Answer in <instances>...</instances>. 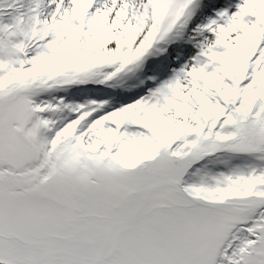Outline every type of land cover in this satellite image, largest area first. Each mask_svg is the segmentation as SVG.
I'll use <instances>...</instances> for the list:
<instances>
[{
    "label": "snow or ice",
    "instance_id": "6c2138e0",
    "mask_svg": "<svg viewBox=\"0 0 264 264\" xmlns=\"http://www.w3.org/2000/svg\"><path fill=\"white\" fill-rule=\"evenodd\" d=\"M0 264H264V0H0Z\"/></svg>",
    "mask_w": 264,
    "mask_h": 264
},
{
    "label": "trees",
    "instance_id": "16d2710c",
    "mask_svg": "<svg viewBox=\"0 0 264 264\" xmlns=\"http://www.w3.org/2000/svg\"><path fill=\"white\" fill-rule=\"evenodd\" d=\"M61 95H65V99L68 101H76V102H82L84 99H90V98H100L105 97L97 96V95H91L86 91H81L79 88H73L70 87L66 93H58Z\"/></svg>",
    "mask_w": 264,
    "mask_h": 264
},
{
    "label": "rangeland",
    "instance_id": "374dc122",
    "mask_svg": "<svg viewBox=\"0 0 264 264\" xmlns=\"http://www.w3.org/2000/svg\"><path fill=\"white\" fill-rule=\"evenodd\" d=\"M99 88H102V87H101V85H100V87H99Z\"/></svg>",
    "mask_w": 264,
    "mask_h": 264
},
{
    "label": "bare ground",
    "instance_id": "6f19581e",
    "mask_svg": "<svg viewBox=\"0 0 264 264\" xmlns=\"http://www.w3.org/2000/svg\"><path fill=\"white\" fill-rule=\"evenodd\" d=\"M131 83V82H130Z\"/></svg>",
    "mask_w": 264,
    "mask_h": 264
}]
</instances>
